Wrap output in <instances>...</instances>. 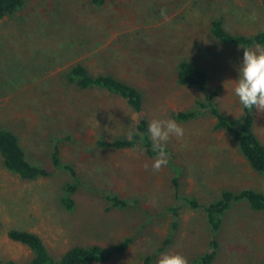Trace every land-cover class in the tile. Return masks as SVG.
I'll list each match as a JSON object with an SVG mask.
<instances>
[{
  "label": "rangeland",
  "instance_id": "obj_1",
  "mask_svg": "<svg viewBox=\"0 0 264 264\" xmlns=\"http://www.w3.org/2000/svg\"><path fill=\"white\" fill-rule=\"evenodd\" d=\"M215 20L233 34H256L264 31V3L109 0L96 7L90 0H25L0 22V128L17 135L37 167L53 170L51 153L58 143L63 165L71 166L79 181L76 208L68 211L61 199L64 187L75 182L70 171L23 181L4 167L0 155V264H28L33 258L8 238L11 230L36 234L56 259L75 246L108 249L131 239L128 250L106 264H141L146 255L156 264L163 253L181 254L192 264L209 251L212 239L204 206L223 190L264 193V176L251 169L227 133L216 130L210 114L176 121L184 136L169 140V163L159 172H153L155 157L141 145L107 150L96 144L102 137H128L143 119H174V112L205 101L198 89L176 82L184 59L207 74L220 111L238 123L243 107L232 82L239 78L244 50L211 34ZM78 63L92 75H116L139 87L143 112L106 91L69 86L66 73ZM254 118L264 143V112L255 110ZM108 194L128 206L113 208ZM191 198L201 208L191 209ZM217 242L212 264H262L264 213L234 205L223 217Z\"/></svg>",
  "mask_w": 264,
  "mask_h": 264
},
{
  "label": "trees",
  "instance_id": "obj_2",
  "mask_svg": "<svg viewBox=\"0 0 264 264\" xmlns=\"http://www.w3.org/2000/svg\"><path fill=\"white\" fill-rule=\"evenodd\" d=\"M108 1L90 0V3L96 7H103ZM262 2L264 3V0ZM24 3L25 0H0V22L6 17L15 14L23 7ZM210 30L211 34L224 44L241 48L251 47L254 44L264 46V31L250 36L237 35L226 30L220 20L213 21ZM65 77L66 83L79 91L100 89L119 97L136 113H141L144 110L145 98L140 88L116 75H92L85 65L78 63L68 70ZM176 82L182 87L198 89L204 94L205 101H198L196 107L188 111L180 110L174 112L172 115L174 120L186 123L198 119L205 114H210L216 121V130L227 133L235 142L251 169L264 176V143L261 142L254 130L255 109L249 110L243 108V114L238 123L233 124L220 111L216 103L217 93L209 91L207 74L189 60L184 59L178 62ZM148 124L149 122L143 119L135 128L136 131L144 133L143 141L140 140L139 136H134L132 139L122 137L111 140L102 137L97 140V147L107 150H127L141 145L145 154L153 158L156 156V152L153 150L152 141L147 135ZM0 155L3 159L4 167L11 173L16 174L23 181H35L40 178L50 177L56 169L70 171L75 182L69 183L64 187L65 195L62 197L61 203L66 210H75L74 195L77 192L79 184L77 173L71 166L63 165L60 145L58 143L55 144L51 153V166L53 170L37 167L28 161L17 135L11 130L0 128ZM174 185L177 187V180H174ZM107 199L113 208L124 209L128 206L126 201L116 195L108 194ZM187 203L193 210L201 208L200 203L195 198L187 199ZM239 203L247 204L249 209L255 213H264L263 192L251 188H242L238 192L223 190L219 199L204 206L212 239L209 241V251L192 264H212L214 262L219 251L217 235L221 231L223 217L234 205ZM171 211L174 214H178L177 208H173ZM7 236L11 241L25 246L33 253V258L28 264H106L114 254H121L127 251L131 243V239H126L120 246L108 249L96 244L88 247L75 246L69 249L61 258L56 259L50 254L43 240L36 234L11 230ZM153 261V255H146L142 258L141 264H153ZM6 264L16 263L10 261Z\"/></svg>",
  "mask_w": 264,
  "mask_h": 264
},
{
  "label": "clouds",
  "instance_id": "obj_3",
  "mask_svg": "<svg viewBox=\"0 0 264 264\" xmlns=\"http://www.w3.org/2000/svg\"><path fill=\"white\" fill-rule=\"evenodd\" d=\"M162 15L163 10H162ZM242 63L239 67V78L232 82L233 93L238 98L239 104L244 109L264 112V46L254 44L243 48ZM147 135L152 141L156 156L152 163L153 172H159L169 163L167 144L173 137L184 136L183 127L174 119H153L149 122ZM139 136L143 141L144 133L135 129L129 131L128 138ZM147 167V166H146ZM156 264H189L186 257L178 253H163Z\"/></svg>",
  "mask_w": 264,
  "mask_h": 264
}]
</instances>
